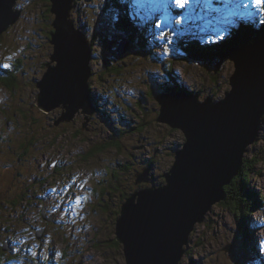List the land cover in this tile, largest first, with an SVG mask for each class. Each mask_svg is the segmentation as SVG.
<instances>
[{
    "label": "rangeland",
    "instance_id": "rangeland-1",
    "mask_svg": "<svg viewBox=\"0 0 264 264\" xmlns=\"http://www.w3.org/2000/svg\"><path fill=\"white\" fill-rule=\"evenodd\" d=\"M169 1L176 2V0ZM210 1L211 0H209V2L202 3L205 12L207 11L206 8L209 10L213 9ZM220 1L227 3L230 9L228 8V10H226L225 15L210 19V23L204 21L209 19L210 16H204L202 23L198 22L197 24L193 23L192 26L189 25L191 24L190 21L194 19L189 12L180 16L178 20H170L160 14L151 15L157 16L154 21H156L160 26L158 31L157 29L153 31V37L155 40L158 37H161V39H158L154 53L156 52L157 55L163 57L164 60L161 58L159 62H156V59L152 56L153 52L150 51L149 54L151 57L147 53L149 59L146 60V62H143L141 58L140 62L138 61L139 65L141 64L140 69H130L127 71L121 70L122 78L115 82L121 95H116L112 90L113 104L123 110L126 109L127 112H129L125 113L127 116L129 115L133 118L143 117V120L142 126H140V123H132L131 125H133L134 129L114 141L117 146L113 144L106 145L103 141H99L100 137L96 129L101 128V130L106 133H109L110 129L106 128V126L102 124L97 127H93L94 123H98L97 114L94 115L93 120L86 121L85 127L90 130L84 129L80 131L81 136H74L72 134L73 129L79 131L76 128V124L79 123L80 126V122L85 120L86 115L82 113L81 110L75 114L74 123L61 121L59 125H57L54 120L62 114L63 109L60 106L49 112H45L40 109V113L42 115L49 113L50 124H38L32 126L36 132L35 137L38 140V145L26 155V160L24 162L30 172V176L34 172L32 177L30 179L28 178L30 190H32L33 193V190L38 187L36 185L41 182L44 187V194L46 196H51V199L46 201L45 208L48 209L51 206L57 212L56 215L53 216L50 211H47L48 220H45L41 217L40 213L43 204L34 200L32 198L33 194H29L30 197H24V199L21 200V206L18 207L15 217L12 219H14L18 224L17 227H22L25 221L28 225V230L26 237L21 236L22 232L16 228H11V230H9L11 234H14L10 235L13 237L16 245L13 246L14 250L18 251L19 249H27L34 257L37 256L38 253H42V257L45 259L54 256L53 259L56 264H123L124 256L122 249H114L108 239L111 234L110 219L106 216V214L101 213L100 210L95 209L96 212L93 210V208H96L94 205L96 204L97 198H101L99 191L106 188L107 183L110 181L109 174L111 172H114L122 181L121 187H124V185H132L135 187L133 191L149 186L148 184L138 183L135 185L134 183L135 173L142 172L144 170L142 168H148L150 177L152 178L155 176L156 183L158 185L165 182L163 174L166 171H169V168L174 160V151L177 148L179 149L182 147V138L184 134L177 128H171L165 123H158L155 121L156 109L158 108V105L155 103L152 96L146 94L147 99L145 100V103L142 104L146 107L145 110H142L139 107L138 98L140 91L147 92L148 88H153L152 81L156 77H158V80L164 77V71L167 67L168 69H173L174 72L177 73L172 75L173 78H177L178 75L179 78L186 82L188 89L191 88L196 91L200 89L201 92L199 99L203 100L211 94V92L216 91V83L219 84V88L217 95L213 96L214 100H218L224 96V92L229 88V75L233 72L232 63L230 61L226 60L223 63L220 71L217 72L218 74L209 72V70L201 66V64H193L191 62H189L191 64H184L181 62H175L174 57H178L179 50L174 44L169 45L165 43V41H168L167 38H169L174 31L181 35V37L195 35L194 37L196 40L202 43H213L226 34V19L230 16V14H235L236 24L238 23L237 19H240L241 16H244L247 21L253 20L250 17V13H238L231 11V9L234 8L232 2H235L237 6L241 0ZM18 3L21 8L23 6V9L21 10L20 16L16 22L21 17L22 18L17 23L14 22L8 30L3 33V39L6 40L0 43V51H9L13 46H15L19 49V51H24L26 54L29 53L31 58H34L38 53L40 55L37 56H46L50 51V43L47 40V32L50 27L49 24L40 23V27L34 26L33 30H29V41L33 44H36L38 41L39 45L37 46L33 44L30 46L28 36L20 33L19 29L28 30L32 28L34 24H38L40 19L34 16L40 17L43 7L45 8L44 10H47L49 9V6L47 3L46 6L42 4L41 0H34L29 4H26L25 0H19ZM80 5L81 7L78 11L76 8H73V16L78 17L81 11H83L84 17L82 20L91 22L90 18L93 12L89 9L87 1L82 0ZM27 9L31 11L34 16L27 11ZM47 14H51V12L47 11ZM50 19L51 17L48 18V21ZM41 21L45 22L44 18H41ZM74 22H77V25L83 29V24L81 22L77 20H74ZM147 23L149 28L153 30L151 22ZM11 28L12 30L10 33ZM89 28H91V26H89ZM41 35L44 36V50V44H41L44 43ZM88 35L93 36L91 32ZM91 38L95 44L94 47L99 49L100 46L95 41V38ZM183 39H179L178 41ZM149 45L152 47L154 46V44L152 45L151 43ZM30 48L32 50H29ZM13 49L15 48L13 47ZM138 51L141 52L140 50ZM23 55L26 56L24 53H20V57ZM36 60H40V57ZM127 60L135 62L136 58L133 56L126 57L122 61L123 64L124 62H127ZM27 62L32 63L26 58L24 63L26 64ZM42 71V69L40 70L37 68V70L33 71L32 74L39 75L40 77L42 75ZM95 76L92 77L91 90L94 91L95 84L97 86L99 85V90L96 92L97 95H91V98L95 102H103L100 95H103L107 89L111 88L114 82L112 80L105 82L106 77L109 75H103V72L101 76ZM24 90L25 94L29 93V91L31 92L29 86ZM124 91H126V94H123ZM8 94V90L6 91L0 88V95H3L7 99L9 97ZM27 99L28 94L25 96V101L22 102V104H24ZM124 99L128 104H131L133 108L136 109V113L129 111L127 107L123 105ZM93 114L94 112L91 115ZM53 115L56 117H53ZM104 115L105 114H101L99 116V122L103 123L101 119ZM126 115H123V117L125 118ZM3 118L4 117H0V135L11 133L15 129L16 125L15 120L14 129H11L10 125L3 124L1 122ZM16 119L18 120L16 134L20 137L21 132L17 130L21 129L25 131L26 126L21 123V117L17 116ZM260 125L259 136L257 134V140L248 146L247 152L244 153L243 162V168L247 170L245 177L246 186L251 189L252 193L255 195L257 194L258 199L262 198L263 200L262 206H256V209L253 211H249L248 209V228L252 230L255 240L258 241V245L257 243L252 244V240L249 242L251 247L254 246L256 249H259L260 243H264V114L262 115ZM100 135L102 136V134ZM29 137H31V135H29ZM83 137L85 138L82 141ZM88 137H90L91 141L94 137L96 138L92 141V145L93 142L99 141L90 151H86V149L90 147ZM141 139L142 141L140 142ZM9 152L10 147L7 149V153ZM141 159L147 163V166L142 165V163L136 164L133 162L132 165H126L124 169L121 168L122 163H130L129 161ZM118 161L120 162L117 165L116 163ZM53 163H56L58 166L61 164L58 167L59 171L57 173H55L54 168L51 167ZM13 164L15 165L16 163ZM114 165L117 170L113 167ZM66 168L68 169L63 171ZM75 170H78V181L75 180L73 181V184L71 182L69 185H66L63 182L64 186L61 184L57 186L53 184L57 178L63 177L62 180H65V175ZM61 171H63L62 174L59 173ZM4 173L5 171H1V176ZM47 173H49L48 176L53 175V177L48 179V183H50L51 187H53L52 190L46 188V184H48L47 182H42L45 177H41L40 182L39 180H35L34 187L33 179L38 175L46 176ZM90 173L97 174L89 175ZM84 174L89 176H85ZM69 177L74 180V175H70ZM92 178L95 179V181ZM89 180L90 182L87 184ZM5 182H7L6 177H0V185ZM248 182H251L252 186L249 187ZM71 184L73 186V193L72 191L69 192ZM90 184L96 187L94 194L90 188ZM109 190L113 192V195L112 198H105V203L109 204L112 208H115L119 199L114 194L115 192L112 188H109ZM133 191L131 193H133ZM10 192V190L7 191V193ZM116 194L118 195V192H116ZM85 198L87 199L84 202L79 203ZM226 200L227 199L215 203L210 212L205 216V220L201 222L202 224H195L196 227L194 225V229L190 233V241L185 248L186 252L181 258L179 264H262V261H264V252L258 250L261 254V256H259L261 257V260L257 259L259 257L255 251L251 252L250 250H247V253L243 252L240 241L236 239V232L239 227L234 216L237 217V215H239V211L231 209L235 205V200L230 198L228 203ZM26 203L30 206V208ZM223 203L225 206H223ZM68 205L76 206L74 207V210H70L69 208L65 209ZM62 207H64V211H66L69 216L63 214V212L62 214L58 212L62 209ZM9 211V208H5L0 211V222H4L3 225L9 224V221L12 220L5 219L4 217ZM73 214V225H70L71 223L67 222L64 223V226L59 225V228L57 229V223L62 224V220H69V217H73ZM34 216H37L36 222L41 225L44 231L50 230L52 233V235H49L48 232H43L44 235L43 233L41 234L42 236L40 242V237H37L36 233L33 234V237L30 233V229L35 227ZM53 220L56 221V224H54V222L52 223ZM5 227L6 226H4V229ZM243 230L249 231L247 228ZM4 234V231L0 233V239L4 236ZM24 237L25 239L23 240L22 238ZM99 238L103 239V241H99ZM96 242H99L98 246H94ZM23 243L27 245H23ZM226 247H229L230 250H225ZM62 252L64 253V256H62Z\"/></svg>",
    "mask_w": 264,
    "mask_h": 264
},
{
    "label": "water",
    "instance_id": "water-1",
    "mask_svg": "<svg viewBox=\"0 0 264 264\" xmlns=\"http://www.w3.org/2000/svg\"><path fill=\"white\" fill-rule=\"evenodd\" d=\"M14 1L0 0V36L18 19L12 9ZM72 1L49 0L55 16L49 39L53 64L47 65L36 83L34 101L39 109H63L56 124L70 122L79 110L88 114L93 110L87 100L91 42L74 29L68 17ZM242 42L205 64L216 73L224 61L232 63L229 88L222 98L208 96L200 101L198 94L180 92L154 96L158 104L155 121L190 134L182 149L174 151L171 170L163 174L165 182L150 184L148 168H142L134 175L135 185L143 181L150 187L136 189L119 204L114 240L122 245L123 264H179L194 225L204 220L215 203L226 199L225 186L242 175L244 153L257 140L264 114V32L249 43ZM112 43L105 40L104 47L118 60L128 41ZM84 129L77 131L79 136ZM6 249L3 245L2 251Z\"/></svg>",
    "mask_w": 264,
    "mask_h": 264
},
{
    "label": "trees",
    "instance_id": "trees-1",
    "mask_svg": "<svg viewBox=\"0 0 264 264\" xmlns=\"http://www.w3.org/2000/svg\"><path fill=\"white\" fill-rule=\"evenodd\" d=\"M48 0H41L42 4H44L46 6ZM48 5V3H47ZM45 8L43 7V10L41 12L40 18H44L45 22L43 23H49L48 18L50 14H47V11H49V9L44 10ZM203 11L205 12L204 6H202ZM174 11V10H173ZM178 12V11H176ZM263 12H264V8H263ZM45 16V17H43ZM51 17V15H50ZM264 18V16H263ZM51 20L52 17L50 19V23H49V31L47 32V34H49V32L53 31V28L51 29ZM252 20H249V24H245L244 22H242L241 25V18L237 19V28H234L233 30H231L229 32L231 38L230 39H226V40H221L220 43H216V44H209V45H202L199 41L193 40L191 42H185L183 44L178 45L179 48H181L180 50V54L178 55L180 58L184 59L183 63H188V62H198L201 61V63H205L207 65H209V62L213 61L215 56H217V54L224 48V47H233V45L236 44H240V43H244L242 41H252L254 40V38L259 37L262 32H264V20L262 21V23L260 25H257L253 22H251ZM36 26L40 27V24H37ZM97 23L96 25L93 26V29L91 31V33L93 34V38H95V41L98 43V41L101 39L98 35H94L95 32L97 31ZM133 26L134 27H130L129 30H131L133 33H136L141 40V45H138L137 43L134 42V48H136L137 50H140L142 52H144L143 50L145 49V45L148 44V39L146 37V32L140 31L138 30L139 27V19H134L133 21ZM42 28V26H41ZM99 33V32H98ZM42 36V35H41ZM132 36V35H130ZM44 38V36H42ZM47 40H48V36H47ZM239 42V43H238ZM45 46V45H43ZM155 46V45H154ZM51 47L50 46V51L47 53L46 56H37L40 55L38 52V54L34 57L31 58V56L28 54H25L26 56H21L20 54L12 57L11 59V69L8 71L9 74L1 77L0 78V86H4L8 91H9V97L8 100L4 103H2V105L0 106V117H4L1 122L3 124H8L10 125L11 129H14V122L16 120V125H15V129L9 133V134H1L0 135V177H6L7 182H5L4 184L0 185V211L4 210L5 207H10V211L7 213L6 215V219H12L14 218V216L16 215L15 209L21 206V200L24 199V197H29L30 194V188L28 187V178L30 179L32 177V175L34 174V172L31 174L30 176V172L25 164V160H26V155L32 150L34 149L35 146H37V139L35 137L36 132L34 131V129L32 128V126L38 125V124H43V125H49L50 124V115L49 113L46 114H41L40 110L38 108V106L36 105V103L34 102V97L35 94L38 92V88L36 87V83L37 81L41 78V76L43 75L45 69H46V64L49 63V55L51 54ZM35 48V47H34ZM23 53V52H22ZM150 52H148L149 54ZM155 54H157L155 52ZM150 55V54H149ZM38 57H40V60H36L38 59ZM157 59L155 60L156 62H159V60L162 58L164 60L163 57L157 55ZM28 59L30 62L32 63H24L25 59ZM149 59V56H148ZM181 59V60H182ZM103 60H106L107 64H110L111 61L109 59L106 58V56H101L100 57V65L99 67L101 69H110L111 66L109 65H104L103 64ZM130 60H127V62ZM139 61V58H138ZM115 64L113 62V72L114 73H118L120 71L121 68L123 67H127V65L125 64V66L122 67H114ZM38 69H42V75L39 77V75H33L32 72ZM167 76H168V80L165 84H160V86L157 85V82L155 83L153 90L157 91V90H169V89H175V85H178V82L175 78H173L172 73H174L173 69H168L167 67ZM218 74V73H217ZM157 79H154V82ZM30 88L31 92L29 91V93H24V89L25 88ZM215 88L216 91L211 92L210 95L214 96L217 95V91L219 88V84L216 83L215 84ZM184 90V89H183ZM28 94V99L26 100V102L24 104H22V102L25 101V96ZM136 113V112H135ZM19 116L21 117V123L24 124V126H26V130L23 131L21 129H18L17 131L21 132V136L19 137L16 134V126L18 123V120L16 119V117ZM53 117H56L55 115H53ZM102 122H104V119L102 117ZM137 124L140 123V119L137 118ZM37 129V128H36ZM122 133V131L119 132V134ZM72 134L74 136H79L78 132H72ZM29 135H31V137H29ZM85 138V137H83ZM89 139V144L90 147L86 149V151H90L95 144L98 142H93L92 145V141H94L96 138L94 137V139L91 141L90 137H88ZM159 142V140H158ZM157 142V144H158ZM106 145L109 144H113L116 145L115 142H106L104 143ZM92 145V147H91ZM117 146V145H116ZM10 147V152L7 153V149ZM104 150V149H102ZM155 152V150H154ZM12 160V162H11ZM129 160V159H128ZM141 160H135V161H129L130 163H122L121 164V168H124L125 164L126 165H132L133 162H135L136 164L139 163ZM252 161V160H251ZM120 161L117 162V165L119 164ZM13 163H16L15 165ZM147 164V163H146ZM61 165V164H60ZM51 167L54 168L55 173H57L59 171V166H55V165H51ZM1 171H5V173L1 176ZM242 172V170H241ZM243 175V174H242ZM51 177H53V175L47 176L42 182H47V179H50ZM110 177V181L107 183L106 188L101 189V193H100V197L102 202L100 203V206L103 209V213L106 214V216L110 219V225H111V234H110V240L111 241V246L115 247V249L120 248V250L122 249V245L118 242H116L114 240V236H113V227H114V221L116 216L118 215V211H119V204L122 203L126 197L128 195L131 194V192L135 189V187H133L132 185H128L124 187H121V183L122 181L118 178V176L114 173L111 172L109 174ZM244 177H246V175L244 174ZM234 181V180H233ZM245 181V178H241V182ZM240 182V183H241ZM128 183V182H127ZM134 183H135V179H134ZM151 183L152 184H156V177L153 176L151 178ZM244 184V183H243ZM241 185V184H240ZM249 187L252 186L251 182H248ZM231 186H225L224 190L226 193V202L228 203L231 198L232 195L235 196L236 192L233 191L231 189ZM109 188H112L114 190V194L117 196V198L119 199L117 206L115 208H112L109 204L105 203V198H112L113 192L111 190H109ZM242 192L239 193L240 198L239 200H237V202L235 203V205L231 208L232 210H238L239 211V215L234 216L236 218V222L237 225L239 227L238 231L236 232V239L238 241H240V244L242 246V250L243 252L247 253V250H250L251 252L255 251V247L252 246L250 244V240H252V244H255V238H254V234L252 232L251 229L248 228V215H249V211H253L254 209H256V206H262V203L260 205H254V199L256 198L255 196H253L252 193H248L247 188H245V186H242ZM252 188V187H251ZM253 189V188H252ZM10 190V193H7V191ZM255 190V189H253ZM116 192H118V195L116 194ZM134 192V191H133ZM256 192V191H254ZM33 198H35L34 194L32 196ZM252 197V199H251ZM254 198V199H253ZM262 199V198H260ZM253 200V202H252ZM114 201V199H113ZM263 201V200H261ZM225 202V203H226ZM111 203V202H110ZM114 204V203H113ZM223 206H225V204L223 203ZM246 208V209H245ZM245 209V210H244ZM249 209V211H248ZM241 218H243L244 220H242ZM13 220V219H12ZM3 225L4 222H0V233L2 231H8L11 230V228H16L17 225H12L10 224ZM242 220V221H241ZM104 225V224H103ZM240 225V226H239ZM4 226L5 229H4ZM107 228V225H106ZM247 228L249 231H245L243 229ZM246 233V236H244ZM44 235V233H43ZM5 240L7 242H11V238H9L8 236L5 237ZM99 240L101 241V238H99ZM2 244V243H0ZM257 250V256H261V254L259 253L258 249ZM249 252V251H248ZM246 255V254H244ZM261 257H259L260 259Z\"/></svg>",
    "mask_w": 264,
    "mask_h": 264
},
{
    "label": "flooded vegetation",
    "instance_id": "flooded-vegetation-1",
    "mask_svg": "<svg viewBox=\"0 0 264 264\" xmlns=\"http://www.w3.org/2000/svg\"><path fill=\"white\" fill-rule=\"evenodd\" d=\"M246 172H247V170L244 169V168L242 167V174H243V176H244V174L246 175ZM240 180H241V178H240V177H237V178L233 181V183H232V189H233V191L236 192L235 196L232 197V199L235 200V203H236L237 200L241 199L239 193L243 191V190H242V187H241V185H240ZM101 192H102V191H99V194H100ZM63 210H64V207H62V209H61L60 211H58V212L62 214ZM234 211H235V210H234ZM56 212H57V211L53 209V214H54V216L56 215ZM108 239L110 240L109 237H108ZM99 241H100V240H99ZM101 241H103V239H101ZM108 242H109V241H108ZM98 245H99V242H96L94 246H98ZM113 248L115 249V247H113Z\"/></svg>",
    "mask_w": 264,
    "mask_h": 264
},
{
    "label": "bare ground",
    "instance_id": "bare-ground-1",
    "mask_svg": "<svg viewBox=\"0 0 264 264\" xmlns=\"http://www.w3.org/2000/svg\"><path fill=\"white\" fill-rule=\"evenodd\" d=\"M72 24L75 26V27H78L80 30H82L78 25H77V22L75 23L74 22V20H72ZM87 39H89V40H92L93 41V39L91 38V36L90 35H88L87 36ZM141 65V64H140ZM216 75V74H215ZM214 76V75H213ZM199 97H200V95L198 96V99H199ZM199 100H202V99H199ZM204 100V99H203ZM202 100V101H203ZM57 119H55V121H56ZM57 125H59V124H57ZM166 125H169L168 123H166ZM170 126V125H169ZM171 127V126H170ZM172 128V127H171ZM185 128V130H188L186 127H184ZM177 129H179V128H177ZM179 130H181V132L183 133V130L184 129H179ZM259 130V129H258ZM184 134V136H183V138H182V143L184 142V140L186 139V137L190 134V131L188 130L186 133H183ZM195 137V139H198L196 136H194ZM142 140V139H141ZM139 146V145H138ZM179 149H182V147H180ZM171 167V166H170ZM171 169H169V171H170ZM148 178H151L150 177V173H149V176H148ZM164 178V177H163ZM165 181V180H164ZM139 184L140 183H143V184H147V183H145V182H143V181H140V182H138ZM137 185V184H136ZM161 185V184H160ZM147 187H150V185L149 186H146L145 188H147ZM222 205V204H221ZM212 209V208H211ZM210 209V210H211ZM210 210L207 212V213H209L210 212ZM207 215V214H206ZM205 215V216H206ZM204 220H205V218H204ZM198 224H202V223H197V225ZM195 227H196V225H195ZM42 236V235H41ZM255 243H257V245H258V241L257 240H255ZM122 247V246H121ZM258 260H261V258L259 259V258H257ZM125 260V259H124Z\"/></svg>",
    "mask_w": 264,
    "mask_h": 264
},
{
    "label": "snow or ice",
    "instance_id": "snow-or-ice-1",
    "mask_svg": "<svg viewBox=\"0 0 264 264\" xmlns=\"http://www.w3.org/2000/svg\"><path fill=\"white\" fill-rule=\"evenodd\" d=\"M176 2L178 4L183 5V4L187 3L188 0H176ZM254 3L255 4H261V3H264V0H254ZM237 7L238 8H245L246 9L247 8V5L245 3H243V0H241V2L237 5ZM260 251L261 252H264V249H261ZM262 264H264V261H262Z\"/></svg>",
    "mask_w": 264,
    "mask_h": 264
}]
</instances>
